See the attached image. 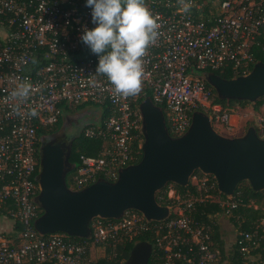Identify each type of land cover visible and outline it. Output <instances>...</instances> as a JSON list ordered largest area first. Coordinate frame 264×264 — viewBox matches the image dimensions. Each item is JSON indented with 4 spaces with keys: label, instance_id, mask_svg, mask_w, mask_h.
I'll return each mask as SVG.
<instances>
[{
    "label": "built area",
    "instance_id": "2783aa9c",
    "mask_svg": "<svg viewBox=\"0 0 264 264\" xmlns=\"http://www.w3.org/2000/svg\"><path fill=\"white\" fill-rule=\"evenodd\" d=\"M142 2L159 27L141 58V86L125 96L96 72L97 55L80 41L83 27L94 26L85 0H0V222H12L0 230V264H99L102 259L111 264L117 247L147 232L155 235L161 264H264V221L242 233L236 226L232 241L221 237V245L211 239L208 224L191 216L206 201L218 204L227 219L238 206L232 195H215V178L201 172L188 180L194 192L169 190L175 206L167 207L169 214L160 221L131 210L118 219L95 218L88 239L80 242L34 227L42 213L39 135L77 105L106 104L111 114L82 129L80 136L103 145L96 156L78 155L67 185L71 191L98 180L114 182L121 169L134 164L143 144L139 99L146 93L161 108L171 137L187 131L194 111L228 132L235 128L231 118L240 106L216 103L205 74L245 76L264 63L256 60L264 52V0ZM23 81L32 85L30 95L12 98ZM30 109L37 115H28ZM250 109L255 132L264 138V99Z\"/></svg>",
    "mask_w": 264,
    "mask_h": 264
},
{
    "label": "water",
    "instance_id": "95a60500",
    "mask_svg": "<svg viewBox=\"0 0 264 264\" xmlns=\"http://www.w3.org/2000/svg\"><path fill=\"white\" fill-rule=\"evenodd\" d=\"M205 79L223 101L254 104L264 98L262 62L254 64L245 76L224 79L207 73ZM139 111L141 159L121 169L114 182L98 180L71 191L66 184L73 166L70 150L60 142L41 145L37 200L42 213L34 223L39 233L88 239L93 219H118L128 210L140 212L147 220H163L169 209L157 203V191L168 183L187 186L196 171L213 176L219 192L227 196L243 181L253 191L264 190V138L257 136L254 127L241 136L225 137L214 130L205 113L194 111L187 131L171 137L161 108L149 97L140 103ZM152 251L150 243L137 242L122 264H148Z\"/></svg>",
    "mask_w": 264,
    "mask_h": 264
},
{
    "label": "clouds",
    "instance_id": "9594fccd",
    "mask_svg": "<svg viewBox=\"0 0 264 264\" xmlns=\"http://www.w3.org/2000/svg\"><path fill=\"white\" fill-rule=\"evenodd\" d=\"M92 28L83 27L80 41L98 57L96 72L106 75L115 92L134 95L141 86L142 57L157 36L156 18L142 0H85ZM188 4L183 5L187 11ZM32 85L20 82L12 98H27ZM28 115L36 116L35 109Z\"/></svg>",
    "mask_w": 264,
    "mask_h": 264
},
{
    "label": "trees",
    "instance_id": "16d2710c",
    "mask_svg": "<svg viewBox=\"0 0 264 264\" xmlns=\"http://www.w3.org/2000/svg\"><path fill=\"white\" fill-rule=\"evenodd\" d=\"M256 57H257L256 59L257 61H263L264 52L259 51L256 54ZM210 73H215L216 75L224 79H232L235 77L232 75V73L227 72V71H222V72L221 71H211ZM206 85L207 87L211 89L213 99L216 103H221L223 105H226L227 103L230 105H232L233 103H237L241 107L248 105L247 102H243V101L238 102V101L220 100L217 98L215 91L210 87V85L208 84ZM147 97H150L149 93H146L145 97H142L139 99V104L143 101V99ZM263 99L264 98L258 100L255 103V105L257 106ZM86 106H89V105H85V104L77 105L72 110L83 109ZM93 107L99 109L101 120L106 119L111 114L110 107L107 106L106 104L101 105V106H93ZM54 127H52L51 129H44L41 131V133L42 134L49 133L53 130ZM79 137L83 139H89V138H84L82 136H78V138ZM90 141L91 142L89 144L82 145V147H80V150L74 153V155L72 154L73 147L71 146L70 148L71 155H70L69 161L72 165L77 164L78 155L81 153L86 154V155H93V156H96L98 154V151L102 148V145H103L102 141L96 140V139H90ZM141 156H142V151L141 149H139V153H138L136 160L134 161V164L139 162V160L141 159ZM75 170H76V166L74 169H71V172L67 175L66 177L67 185L69 184V178H70L71 173L74 172ZM195 173H199V171H196ZM209 177L214 180L212 176H209ZM170 189L174 191L175 195H183L187 191L190 193L194 192V188L191 185L182 187L174 183H168L162 189L157 191V193L155 194V199L160 206L169 207L170 209H172L175 206V202L173 198L168 197V191ZM214 194L222 198H226V195L221 194L218 191V189L215 190ZM232 197H234L238 201V206L232 211V215L229 216L228 221H231L234 224V226H238L237 230L239 233L249 231L252 227H254V225L260 223L261 221H264L263 220L264 211L262 209L264 208V190L253 191L250 185L246 181H243L237 185L234 193L232 194ZM221 210L222 209L218 204L206 201L205 203L198 205L196 207V210L191 213V216L197 222H204L205 225L208 224L209 230H211V233H210L211 239L213 241L219 242V244L222 245V242L219 241L221 237L218 232L219 231L218 225L216 223V219L218 218V216H220ZM131 211H135V210H131ZM67 237L71 240H75L79 242L82 241L81 239H78V238H73L69 236ZM140 241H145L152 245L153 251L149 258L148 264H161V259H160L161 254L157 250L156 245H155L156 243L155 235L151 232L140 234L137 237L133 238L132 240L124 242L122 244L123 246L117 247L115 251H117L119 255L117 256V258H114L111 261V264H122L127 259L129 252L132 249L133 245ZM110 253H111V248L105 249V254L108 255ZM103 262H105V259L99 260V264H102Z\"/></svg>",
    "mask_w": 264,
    "mask_h": 264
},
{
    "label": "rangeland",
    "instance_id": "374dc122",
    "mask_svg": "<svg viewBox=\"0 0 264 264\" xmlns=\"http://www.w3.org/2000/svg\"><path fill=\"white\" fill-rule=\"evenodd\" d=\"M194 75H200L202 76V73L199 72H195ZM84 111L83 114L80 116V122L79 125H99V121H97L99 119V109L94 108L93 106H86L83 109H79ZM79 110H72V111H79ZM250 103H248V105H245L244 107H241L239 109H235V113L233 115V117L231 118V122L234 123L235 128H233V130L231 132H226V130L220 126L217 123H212V126L214 128V130L218 133L221 134H228L231 137H237V136H241L243 135L246 130L249 127H253L254 122L252 120V118L250 117ZM71 111V112H72ZM71 112H69L68 114H70ZM96 112V115L95 113ZM63 116H61L62 118ZM60 118V119H61ZM234 118V119H233ZM55 126V127H54ZM53 130L52 131H60L63 128V123L60 121L59 123H57L56 125H54ZM67 132L70 134L72 133V129H68ZM91 141L90 139H83V138H78L76 137V139L72 142V151H73V155L74 153H76L77 151L80 150V147H82V145H86L89 144ZM170 191H168L169 193ZM257 207V206H256ZM264 211V208H262ZM264 220V217H263ZM5 223L6 224H11V221H1L0 222V230L5 229ZM216 223L218 225L219 228V233H220V237H222L223 239L227 240V241H231V224L233 225V223L231 221H228V219L226 217H221L218 216V218L216 219Z\"/></svg>",
    "mask_w": 264,
    "mask_h": 264
},
{
    "label": "flooded vegetation",
    "instance_id": "af4514ba",
    "mask_svg": "<svg viewBox=\"0 0 264 264\" xmlns=\"http://www.w3.org/2000/svg\"><path fill=\"white\" fill-rule=\"evenodd\" d=\"M84 111H72L70 114L64 115L59 122L61 121L63 123V129L62 131H51L46 134H40L39 135V144L40 147L43 143H55L60 142L65 150H70L72 146L73 140H75L76 137L80 136V133L82 129H84L88 125H79L80 122V116L83 114ZM96 115V112H94ZM58 122V123H59ZM72 129V133H68V129Z\"/></svg>",
    "mask_w": 264,
    "mask_h": 264
},
{
    "label": "crops",
    "instance_id": "0c3cea01",
    "mask_svg": "<svg viewBox=\"0 0 264 264\" xmlns=\"http://www.w3.org/2000/svg\"><path fill=\"white\" fill-rule=\"evenodd\" d=\"M226 132H228V131H226ZM219 133V132H218ZM220 135H222V136H225V137H231L230 135H228V134H221V133H219ZM236 226H234V224L232 225L231 224V235H232V237H231V241H232V239L234 238V234H235V232H234V228H235Z\"/></svg>",
    "mask_w": 264,
    "mask_h": 264
},
{
    "label": "bare ground",
    "instance_id": "6f19581e",
    "mask_svg": "<svg viewBox=\"0 0 264 264\" xmlns=\"http://www.w3.org/2000/svg\"><path fill=\"white\" fill-rule=\"evenodd\" d=\"M234 119V118H233Z\"/></svg>",
    "mask_w": 264,
    "mask_h": 264
}]
</instances>
